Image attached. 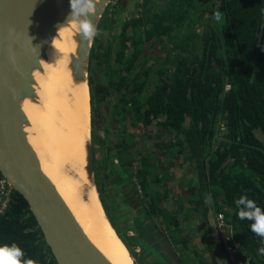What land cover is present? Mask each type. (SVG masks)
Returning a JSON list of instances; mask_svg holds the SVG:
<instances>
[{
	"label": "trees",
	"instance_id": "trees-1",
	"mask_svg": "<svg viewBox=\"0 0 264 264\" xmlns=\"http://www.w3.org/2000/svg\"><path fill=\"white\" fill-rule=\"evenodd\" d=\"M110 6L99 22L88 65V72L93 73L89 84H95L97 75V83L113 94L112 116L119 122L114 133L103 125L102 138L94 135L97 101L93 102L90 88L91 131L100 147L99 158L94 157L93 148V166L108 222L134 258L127 239L110 218L108 192L98 178L105 180L115 144L114 155L122 162L123 155H132L133 148L143 144L139 139L148 140L147 133L137 135L130 128L155 124L169 133V141H161L162 148L176 153L182 160L180 167L187 166L192 173L197 197L188 200L198 215L205 218L212 209L223 212L240 229L242 248L251 264H264L252 221L238 218L235 203L247 195L264 209V0H142L127 19L117 13L118 31L103 40V30L114 21L107 12ZM214 11L219 20H213ZM147 43L158 44L159 50L150 62L145 56ZM98 57L90 68L91 59ZM122 120L129 124H121ZM111 138L116 142L111 144ZM141 161V168L133 173L144 208L140 221L148 209L147 224L157 231L152 219L159 206L158 186L151 184L157 185L163 177L147 179L153 167L146 159ZM128 180L134 189L135 182ZM10 199L0 214V246L15 243L36 264H56L26 203L13 192ZM160 235L157 231L154 238ZM213 245L218 246L214 241Z\"/></svg>",
	"mask_w": 264,
	"mask_h": 264
},
{
	"label": "water",
	"instance_id": "water-1",
	"mask_svg": "<svg viewBox=\"0 0 264 264\" xmlns=\"http://www.w3.org/2000/svg\"><path fill=\"white\" fill-rule=\"evenodd\" d=\"M111 1L100 0L96 15H90L97 28ZM69 12V0H0V176L26 203L56 264H111L87 238L53 184L40 170L24 131L27 118L21 104L25 99L37 101L34 69L40 67L47 47L58 29L65 25ZM74 39L77 57L72 65L73 76L78 81L86 80L88 86L93 40L86 41L78 33ZM90 132L91 128L83 148V170L86 183L94 189L101 205ZM207 217L211 234L218 242L212 213ZM134 232L138 235L135 227ZM136 242L152 264H169L165 257L171 264H182L168 244H162L158 252L140 235Z\"/></svg>",
	"mask_w": 264,
	"mask_h": 264
},
{
	"label": "bare ground",
	"instance_id": "bare-ground-1",
	"mask_svg": "<svg viewBox=\"0 0 264 264\" xmlns=\"http://www.w3.org/2000/svg\"><path fill=\"white\" fill-rule=\"evenodd\" d=\"M76 33L70 27L59 28L40 67L34 69L37 101L25 99L21 104L27 118L24 131L40 170L91 243L111 264H132L96 192L86 183L83 148L89 138V93L87 81L76 80L72 72L77 57Z\"/></svg>",
	"mask_w": 264,
	"mask_h": 264
},
{
	"label": "flooded vegetation",
	"instance_id": "flooded-vegetation-1",
	"mask_svg": "<svg viewBox=\"0 0 264 264\" xmlns=\"http://www.w3.org/2000/svg\"><path fill=\"white\" fill-rule=\"evenodd\" d=\"M116 2H117V0H116ZM107 12H109V9H108ZM88 76H89V72H88ZM100 86H102V85H100ZM88 87H89V90H90L91 85L89 84V82H88ZM103 88H105V87L103 86ZM148 88H151V86L148 85ZM91 93H92L93 102H94V100L97 101V103H95L96 107L98 105V102H100V103H102V101L104 102V100L107 98L108 95L110 97L109 98L110 101H106L105 102V103H109V108L105 112V117H103L102 114L99 115L101 117V122H102L101 127H100L101 128L100 131L102 133L104 132L103 129H102V126L103 125L106 126L107 129H108V126H111V128L113 130H115L116 128H118L119 127L118 119H116L115 116H112V114H114V112H113L114 107L112 106V97H113V94H109V92L106 90L104 94H100L101 96H105L104 100H102V101L99 100L98 101L97 98L100 99V96H98L97 93H95V92H91ZM108 117H109V119H108ZM125 123L129 124L128 121L122 120L121 124H125ZM219 124H220V122H219ZM141 125L142 124L139 123V125H138L139 128H137L136 130H134V128H130L131 129L130 132H133V133H135L137 135H139L142 132H145V133H147L148 138H150L152 136L148 132V129L149 128H152L151 126H153L156 130L153 133L152 140L151 139H148V140L144 139L145 140V143L142 144V143H140L141 140L139 139L138 141H139L140 144H137L133 148L132 155L131 156L127 157L126 159L125 158H121L120 160H122V162L119 161V160L112 161L111 162V165L108 166V169L107 170H104L105 173L107 172V176H106L105 180L107 179L108 175L111 172L112 173H115V177L113 179H115L117 177H120L121 174H124V172H125L124 169L121 168V167H119V166L117 167V165H120V166L124 167L126 164H128L129 167H130V164H131L132 165V168L131 169L134 170V172H136V170H138L139 168H141V165H142V161L141 160L146 159L147 164L149 166H152L153 167V168L151 167L152 168V170H151V176H148L147 179L154 178L153 180H155L156 178H162V172L164 171V168H166L168 166V164H172V162H171V159H173L172 158V155L168 151L165 150V147L162 148V144H161V141L166 142V143L169 141V133H168V131L161 129L160 127H157L155 124H151V125H148L146 127L145 126H141ZM94 126H95V123H94ZM96 129H97V126H95V130ZM98 129H99V127H98ZM220 129H222V126L221 125H219V130ZM95 130H94L95 134L96 135H99L98 134L99 132L96 133ZM93 141L95 142L94 139H93ZM149 141L150 142H153V144H151V145L148 146ZM96 145H97V143H96ZM132 161H134V163ZM135 163H137V164H135ZM181 163H182V161H181ZM133 165H134V168H133ZM116 168L118 169V171H116ZM184 168L192 175L190 169L187 166L184 167ZM110 169H112V170H110ZM134 174H132V181L135 182V187L134 188L139 192V196H140L139 186L137 185V180L135 179ZM98 179L100 180V178H98ZM163 183H164V179L162 178L161 182L158 183L157 185L156 184H151L152 188H155V187L157 188V186H158V198H159L158 199V205L159 206H158V209H157V214L152 219V221H153V224L156 226V229H157V231L159 233H162L161 232V229H160L161 223L159 221V211L161 210L160 209V206L161 205H165L166 206V205H168V203H171L172 202V199H169V193L170 192L166 188L165 184H163ZM163 186L165 188H163ZM188 199H190L189 196L186 197V203H187V205H188V203H190V204L193 205V203L189 202ZM106 206H107L106 208H107L109 214H111V212L109 210L110 208L108 207V205H106ZM146 209H147V207H146ZM147 212H148V214L147 215H144L145 216V219H142V222L141 223L138 222V224L136 226V229L139 231V232L137 231L138 235L135 234L134 228H132V230H131L132 233H133V235H132V242L136 243V245H135L136 248L138 247L139 252L140 251L142 252V255H140V256L142 257L143 260H146V258H145L146 256H145L144 252L142 251V248L140 247V245L136 242V240L138 239L139 235L149 245H154L155 247H157V251L158 252L161 250V245L162 244L163 245L164 244L170 245V247L174 251V247H175L174 244L176 243V242H174L173 244H171L170 242L168 243L165 240L163 241V238H162L161 235L159 237L154 238V235L156 234L157 231H155V228L154 227H151L149 225V223L147 224V222L149 221V218L151 217V215L149 214L148 209H147ZM210 212L212 213V216H213V222H214V225H215V230H216L217 235H218V242L216 241V239L211 234V227H210V223L208 222V217L206 216L205 218H203V217L201 218L198 215V213L193 212L196 216H198V218L200 219V221H202V223H203V231H202V235H201V237H203V239L201 238V240H202V243L201 244L202 245H199L200 248L198 249V252H196V250H193V248H192V246H195V243L191 244V239H189L188 235H186V234L182 235V233H181L182 232V230H181L182 227H183V232L186 233V231H184V228L186 226V224H184V222H186V219H187V216L189 215V212L185 210V206L183 205V203H181V205L178 206L176 208V210L172 209V214L174 215L175 222L182 223L183 225H185V226H181L180 228H178L176 230V232H175L178 235L177 238L181 241L180 242L181 246H183V247L186 246V250H185V252H183L181 254V256H177V254L175 253L179 260L180 259L181 260H184L183 263L185 261H187V259H188L187 256H186V253L189 254V255L195 256L194 254L198 255L199 252H201V251H205L204 253L207 254L208 260L210 261L211 264H217L218 263V258L220 256H222V255L225 257V259L227 260V262H229L228 257H227V255L225 253V250L223 248V238H222V235L219 233V230H218V228L216 226L215 215L218 212H215L213 209L210 210ZM219 213H222L224 215L223 212H219ZM224 217H225V215H224ZM110 218H111V216H110ZM111 220H112V218H111ZM225 220H226V222L228 224H230V226L232 228V231L235 233L236 237L239 238V240L241 242V239H240L239 234L237 232H235L236 231L234 229L235 226L232 225L231 222H228L227 219H226V217H225ZM205 238L207 239L206 241H205ZM159 239H160V241H159ZM213 241L219 247L213 245ZM125 243H127L129 245V247L131 248V250L134 253V258H132L133 259V263L135 262L136 264H141L140 261H139V259H138V254H137L138 252L135 251L136 248L133 247V245L131 244L130 239L125 240ZM201 247L203 249H201ZM212 255H213V257H211ZM165 260H167L168 263L170 262L166 257H165ZM181 260H180V262L182 263ZM143 263L144 262H142V264Z\"/></svg>",
	"mask_w": 264,
	"mask_h": 264
},
{
	"label": "crops",
	"instance_id": "crops-1",
	"mask_svg": "<svg viewBox=\"0 0 264 264\" xmlns=\"http://www.w3.org/2000/svg\"><path fill=\"white\" fill-rule=\"evenodd\" d=\"M131 1L133 2V0H131ZM132 9H133V7H132ZM157 46H158V44H157ZM144 49L146 51V48H144ZM154 55H157V52H153V53L148 54L147 55V57H148L147 62L152 61V59H154ZM98 59H99V57L96 59H91L90 68L92 65H95L98 62ZM90 74H93V73H91L89 70V77H90ZM98 78L99 77L97 75H95V77H94L95 84H93V86H91V88H92L91 92L98 93L99 94L98 96H101L100 95L101 91H102V93H105L106 90H105V88H103L102 86H100L97 83ZM144 139H142L141 142L145 143ZM170 154L172 156L176 155V153H174V152H170ZM129 156H131V155L125 154L121 158H127ZM178 159H180L179 162H174V164H168V166L166 168H164V171L162 172V177L164 179L163 184H165V186L168 190L170 189L171 186H174V181L175 182L176 181L182 182V183L186 184V186L188 187V190H189V193L187 196H189L190 199L194 200L197 197V187L195 184L192 183V182H194L192 175L187 171V174L186 175H185V173L182 174V176L180 178L173 176L174 175L173 174L174 169L172 168V166L178 165V168L185 169L183 166L180 167V165L182 164L181 158L180 157L175 158V160H178ZM128 167H129L128 164H126L124 166V168H128ZM131 168H132V165L130 164V167H129L130 171L129 172L124 169V171H125L124 174H121V176H120V178H123L119 182L120 185L115 184V182L117 181L116 178L113 179L115 177V174L114 175H112V174L108 175V177H107L109 191H113L111 196L109 195V193L107 195L108 207L110 208L109 210L111 212L110 216L112 218V221L114 220L116 222V224L119 228L118 231L121 232L122 235L125 236L126 239H128V237H130V235L132 234L131 227L133 225L137 226L138 222L139 223L142 222V221H140V219L144 214V208H143L141 198L139 196V192L135 188L133 189V186L131 185L130 181L128 180V178H132L131 175L134 172V170H132ZM133 168H134V165H133ZM110 170H112V169H110ZM184 178H186V179L184 180ZM114 186H116V188L119 187V191L112 189ZM163 188H165V187L163 186ZM116 201H119V203H117ZM166 206L161 205L160 206L161 210L159 211V221L161 223L160 229L162 232L161 233L162 238H163V241L165 240L166 242H168V243L170 242L171 244L176 242L174 244V246H175L174 251L177 254V256H181V254L183 252H185L186 246L185 247L181 246V244H180L181 241L177 238L178 235L175 232L178 228H180L181 226H184V225L182 223L175 222L174 215L172 214V209H174V210H176V209L174 208L172 202L168 203V205H166ZM185 210L189 212V215L187 216L189 223H187L185 228H184V231H186V233H184L183 230L181 233H182V235H184V234L188 235L189 239H191V244L195 243V246H192L193 250H196V252H198V249L200 248L199 245H201V243H202L201 238L203 239V237H201L202 231H203V223H202V221H200L198 216H196L193 213V212H195V213L199 212L197 209L196 210L194 209V205L191 204L190 206L189 205L185 206ZM234 229L236 230V232L240 236V233H241L240 229L238 227H235ZM206 240L207 239L205 238V241ZM201 249H203V248L201 247ZM204 252L205 251H201V252H199L198 255L194 254L195 256H192V255H189L186 253V256L188 258L187 261H185L183 263L184 260H181V259L180 260L182 261L183 264H211L210 261L208 260L207 254H205ZM217 264H230V263L227 262L225 257L222 255L218 258Z\"/></svg>",
	"mask_w": 264,
	"mask_h": 264
},
{
	"label": "clouds",
	"instance_id": "clouds-1",
	"mask_svg": "<svg viewBox=\"0 0 264 264\" xmlns=\"http://www.w3.org/2000/svg\"><path fill=\"white\" fill-rule=\"evenodd\" d=\"M69 3L70 12L66 17L65 25H62L61 28L70 27L84 40H94L98 35V29L90 19V15H96L100 0H69ZM235 203L239 209L238 218L241 221H252L251 230L260 238L262 245L258 249V253L264 255V209L257 206L256 202L249 199L247 195H242ZM0 264H36V262L26 258L24 251L12 243L0 246Z\"/></svg>",
	"mask_w": 264,
	"mask_h": 264
},
{
	"label": "rangeland",
	"instance_id": "rangeland-1",
	"mask_svg": "<svg viewBox=\"0 0 264 264\" xmlns=\"http://www.w3.org/2000/svg\"><path fill=\"white\" fill-rule=\"evenodd\" d=\"M142 0H133V2L131 0H120L119 3L116 2V0H112L111 1V4L112 6L109 7V14L111 16V18L114 20L113 22L111 21V27L109 29H106V30H103L102 34H101V39L105 40V39H110V36L112 34H114L116 31H118L119 29V26L117 24V20H116V17L117 15H121V18L123 19H127L129 17V14L132 13V11L134 10V6H136L137 3L141 2ZM110 5V4H109ZM133 7V9H132ZM131 10V11H130ZM118 13V14H117ZM148 47V48H147ZM146 51H145V56H147L148 54L150 53H153V52H159V50H157V44H150V43H147L146 46ZM100 94H104L101 93ZM97 95H99L97 93ZM109 95L107 96V98L104 100V102L102 101V103L98 102V105L97 107L95 108L94 110V123H95V126H97V129L95 130L96 133L99 132L98 136L100 138H102L103 136V133L100 131V127H101V117L99 116L100 114H102L103 117H105V112L107 111V109L109 108V103H105L106 101H110L109 100ZM87 114H88V125L91 124V115H90V106H89V101H88V109H87ZM109 119V117H108ZM99 127V129H98ZM152 128H149L148 129V132L150 133V135L153 137V133L154 131L156 130L153 126H151ZM90 125H89V129H90ZM108 130L110 132V134H112L114 132V130L111 128V126H108ZM90 136H91V141H92V146H94L93 148H95V155L94 157L96 158H99V152H100V147H98V144L96 145V142L97 140H99V138H95V132H94V135L92 136V131L90 132ZM255 135L258 139L262 140V137H261V134L259 132H255ZM152 137L148 138V139H151L152 140ZM95 138V139H94ZM93 139L95 140V142L93 141ZM113 142H116L115 141V138L114 139H110V143L113 144ZM155 143V142H154ZM107 142L104 141V146H106ZM153 144V142H150L149 141V145ZM117 150V145L115 144V146L112 148V150H110V154L111 156H113V159L112 161H117L116 159V156L114 155V152ZM174 159H171V162L172 164H174V162H179L180 159L178 160H175V158L179 157L178 155H173L172 156ZM134 163V161H132ZM137 164V163H135ZM108 166H109V163L107 164V167L105 170L108 169ZM172 168L174 169L173 170V176L177 177V178H180L182 176V174L185 173V175L187 174V170L186 169H183V168H178V165H175V166H172ZM116 171H118V169L116 168ZM98 173V176L99 174L101 173V169H98L97 167V171H96V174ZM114 175L115 173H110L109 175ZM120 178V177H119ZM186 178H184L185 180ZM101 182H105V188L104 190L107 191L109 193V195L111 196L112 195V192L113 191H109V186H108V179L106 180H99ZM120 181L118 182H115V184H118L120 185L119 183ZM112 189H115L117 191H119V187L116 188V186H114ZM169 199H172V204L174 206V208L176 209L181 203H183L184 206H187V203H186V198L188 193H189V190H188V187L186 186V184L182 183V182H175L174 181V186H171L170 189H169ZM117 203H119V201H116ZM188 205L190 206L191 204L188 203ZM113 223H115V225L117 226L116 222L113 220ZM189 223V220L186 219V222H184V224H187ZM185 226V225H184ZM118 228V226H117ZM119 229V228H118ZM181 230H183V227L181 228ZM121 233V232H120ZM122 234V233H121ZM131 236V235H130ZM131 244L133 245V247L136 248V243L132 242L131 241ZM202 245V244H201ZM152 248H154L155 250H157V247H155L154 245H150ZM125 247V246H124ZM136 252H138V259L140 261V263L142 264V262H144L143 264H152L150 263L149 259H148V256L145 257L146 260H143L142 257L140 255H142V252L140 251L139 252V249L138 247L135 249ZM131 257V256H130ZM132 259V258H131ZM132 262H133V259H132ZM133 264H136L135 262ZM169 264H171L169 262Z\"/></svg>",
	"mask_w": 264,
	"mask_h": 264
},
{
	"label": "built area",
	"instance_id": "built-area-1",
	"mask_svg": "<svg viewBox=\"0 0 264 264\" xmlns=\"http://www.w3.org/2000/svg\"><path fill=\"white\" fill-rule=\"evenodd\" d=\"M213 20H219V13L214 11ZM229 85L224 86V90L227 91ZM221 125V124H220ZM222 126V125H221ZM12 191L7 186L6 182L0 176V214H2L8 203L11 200ZM216 226L219 233L223 238V248L228 257L230 264H251L250 256L243 250L242 243L239 238L236 237L235 233L232 231L230 224L225 220L222 213H216L215 215Z\"/></svg>",
	"mask_w": 264,
	"mask_h": 264
}]
</instances>
